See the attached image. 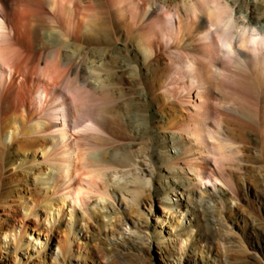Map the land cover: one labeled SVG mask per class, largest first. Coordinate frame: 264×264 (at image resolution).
I'll list each match as a JSON object with an SVG mask.
<instances>
[{
  "label": "rangeland",
  "instance_id": "374dc122",
  "mask_svg": "<svg viewBox=\"0 0 264 264\" xmlns=\"http://www.w3.org/2000/svg\"><path fill=\"white\" fill-rule=\"evenodd\" d=\"M241 8L247 21L264 19V0H241ZM121 19L110 15L108 35L84 39L79 46L89 51L106 87H90L76 125L89 117L101 122V112L117 111L102 122L101 131L71 136L87 144L94 169L106 172L85 207L62 199L68 187L63 178L49 179L60 157L56 150L13 143L18 120H11L13 128H0V264H264V136L255 130L263 103L255 56L247 51L246 64L226 63L235 76L224 78L217 89L228 116H216L211 124L227 135V149L224 157L209 160L224 183L208 175L224 188L219 194L212 181H195L186 156L178 154L179 144L169 136L188 122L169 102L190 93L177 77L173 47L160 36L167 53L162 67L171 65V73L163 75V68L148 63L152 54L142 47L145 40L136 26L128 32ZM118 40L119 53L109 56L104 49ZM220 57L228 62L230 55L224 49ZM239 121L254 127L242 129ZM30 125L24 126L33 129ZM230 142L241 151H229ZM190 154L195 164L205 166L200 151ZM207 185L212 196L204 212L193 199ZM98 189L105 191L104 198ZM6 201L21 210H10ZM58 204L64 206L61 215L54 213ZM22 224L31 226L33 236L19 240L2 231L3 225H13L20 237Z\"/></svg>",
  "mask_w": 264,
  "mask_h": 264
},
{
  "label": "bare ground",
  "instance_id": "6f19581e",
  "mask_svg": "<svg viewBox=\"0 0 264 264\" xmlns=\"http://www.w3.org/2000/svg\"><path fill=\"white\" fill-rule=\"evenodd\" d=\"M110 15L122 17V26L128 32L136 26L145 40L142 47L152 54L148 63L163 68V75L171 73V65L162 67L167 53L160 36L167 38V47H173L171 56L178 59L177 77L190 90L182 100L169 102L178 117L188 121L172 129L169 136L179 144L178 154L186 156L185 164L195 173V181L211 182L208 173L222 181L218 166L209 160L224 157L227 149V135L211 124L216 116H228L221 110L217 89L224 78L235 76L228 65L246 64L247 51L257 60L263 107L255 130L264 136V19L245 20L241 0H0V128H8L11 120H18L21 125L14 127L13 143L20 148L37 144L43 150H56L60 157L49 179L65 180L68 187L62 199L82 208L87 205L89 195L99 187L98 178L106 172L94 169L86 154L87 144L82 145V139L72 140L71 136L73 131H101L102 122L117 111L101 112V122L89 117L76 125V112L85 104L90 87H106L97 65L91 64L89 51L79 46L84 39L94 42L106 37ZM120 41L106 47L105 52L117 56ZM224 49L230 55L228 62L220 57ZM239 122L242 129L254 127L247 121ZM179 123L175 121V125ZM26 124L33 129L26 128ZM229 144V151H241L236 143ZM194 150L200 151L205 166L195 164L190 154ZM213 185L217 193H224V188ZM206 188L193 199L204 212L208 211L204 208L206 198L212 196L208 185ZM98 190L104 198L105 191ZM6 206L14 212L21 210V205L18 209L9 201ZM57 207L54 213L61 215L64 206ZM13 216L19 218L17 214ZM30 228L29 224H22L20 237L13 225H3L2 231L20 240L33 236Z\"/></svg>",
  "mask_w": 264,
  "mask_h": 264
}]
</instances>
